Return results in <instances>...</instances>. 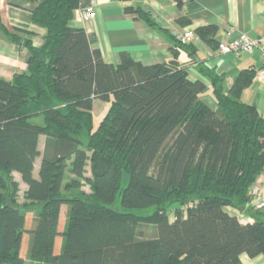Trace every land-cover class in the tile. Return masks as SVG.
I'll return each mask as SVG.
<instances>
[{
    "label": "trees",
    "instance_id": "16d2710c",
    "mask_svg": "<svg viewBox=\"0 0 264 264\" xmlns=\"http://www.w3.org/2000/svg\"><path fill=\"white\" fill-rule=\"evenodd\" d=\"M29 1L41 45L0 16L24 53L14 71L0 67V264H243L241 254L264 253V210L249 204L264 169V117L238 101L256 71H240L225 94L222 76L203 66L211 108L199 97L206 84L177 58L186 50L191 61L196 49L172 31L170 59L112 64L72 24L79 0ZM194 31L209 42L216 26ZM93 99L106 102L96 126ZM140 222L155 236L138 240Z\"/></svg>",
    "mask_w": 264,
    "mask_h": 264
},
{
    "label": "crops",
    "instance_id": "0c3cea01",
    "mask_svg": "<svg viewBox=\"0 0 264 264\" xmlns=\"http://www.w3.org/2000/svg\"><path fill=\"white\" fill-rule=\"evenodd\" d=\"M92 1L96 14L85 20L81 13ZM34 2L0 0V16L9 30H32V42L39 46L45 31L30 20ZM127 8L132 10L127 11ZM136 9L148 14L158 26L148 25ZM72 24L83 27L92 39V46L100 49L103 58L112 64L121 63L124 55L144 64L163 62L172 57L175 48L171 31H194L198 27L216 26L209 42L197 35L189 40L188 44L196 49L191 61L186 50H181L177 57L179 62L187 65L190 79H201L206 84L199 97L211 108H216L217 102L212 94L210 78L201 71L203 66L222 76L223 91L228 94L240 71H257L264 64V0H185L181 7L175 0H79L78 8L73 11ZM243 33L260 39L262 49L239 54L218 51V42L234 40ZM0 56L10 60L9 63L0 61V67L11 71L16 69L15 62L23 57L19 55L17 46L7 40L1 31ZM238 101L253 104L264 117V84L254 76L241 91ZM105 108L106 102L93 99L94 117L102 115ZM257 179L264 190V169ZM226 210L243 223L253 221L248 210L239 212L232 207H226ZM240 258L243 264H264V253L253 258L243 253Z\"/></svg>",
    "mask_w": 264,
    "mask_h": 264
},
{
    "label": "built area",
    "instance_id": "2783aa9c",
    "mask_svg": "<svg viewBox=\"0 0 264 264\" xmlns=\"http://www.w3.org/2000/svg\"><path fill=\"white\" fill-rule=\"evenodd\" d=\"M96 14L95 4L92 1L90 6L84 9L81 13L82 18L87 20L94 17ZM173 36L181 43L188 42L193 37L196 36L195 32L191 30H187L184 32H180L177 30L172 31ZM261 48L260 39L252 38L247 34H241L238 38L231 41H221L217 44V49L220 53H234L239 54L242 51L252 52L255 49ZM262 49V48H261ZM262 53L264 56V48L262 49ZM255 78H257L260 82L264 84V64L261 68H259L255 74ZM250 206L256 209H264V190L262 188L261 181L257 179L250 189Z\"/></svg>",
    "mask_w": 264,
    "mask_h": 264
},
{
    "label": "rangeland",
    "instance_id": "374dc122",
    "mask_svg": "<svg viewBox=\"0 0 264 264\" xmlns=\"http://www.w3.org/2000/svg\"><path fill=\"white\" fill-rule=\"evenodd\" d=\"M187 31V30H186ZM193 31V30H191ZM195 32V31H193ZM219 43V42H218ZM23 51L22 49L19 51V55L20 56H23ZM100 118H101V115L100 116H97L95 115L94 117V126L97 125V123L100 121ZM175 133H173L166 141L164 147L162 148L160 154L158 155V158L161 156V154L165 151V149L171 144L173 138L175 137ZM155 171H156V166L154 165L153 168L151 169V173L152 174H155ZM71 178V173H70V161L67 162V166H66V169H65V177H64V183L68 182L69 179ZM264 210V209H262ZM153 211V208H149V209H145V210H140L138 211V214H141L143 215V213H149V212H152ZM168 213V216L170 218V220L173 219L174 217V208L171 207L170 210L167 211ZM157 232L156 230V227L154 224L152 223H149V222H140L139 225H138V233H137V239L140 240V239H148V238H151V237H154L155 236V233Z\"/></svg>",
    "mask_w": 264,
    "mask_h": 264
}]
</instances>
